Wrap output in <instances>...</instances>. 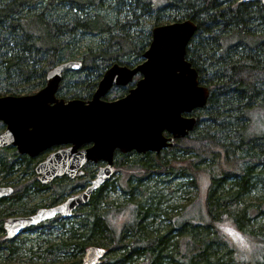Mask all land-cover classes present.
Here are the masks:
<instances>
[{
  "label": "trees",
  "instance_id": "trees-1",
  "mask_svg": "<svg viewBox=\"0 0 264 264\" xmlns=\"http://www.w3.org/2000/svg\"><path fill=\"white\" fill-rule=\"evenodd\" d=\"M104 8L112 9L116 20L108 19ZM187 18L197 23L187 58L197 69L199 82L211 91L207 104L195 111L199 120L194 130L176 138L174 147L163 153L117 150L115 167L126 163L132 168L121 178L125 180L120 182L123 201L107 199L113 184L106 182L75 211L73 217L78 223L67 226V220L56 218L36 230L41 255L40 250L28 249L35 259L25 257L24 240L17 243L0 236V264H78L92 245L107 250L100 264H264V128L260 133H249L255 123L258 125L257 117L264 121L258 116L264 111V3L0 0V85L4 83L5 89L14 94H29L36 86L44 87L47 70L69 56L67 51L81 34L91 33L99 35L101 42L87 45L82 52V70L68 71L62 80L86 83L85 89L66 98L87 100L112 64L135 66L143 60L152 39V26ZM44 61L46 67L42 68ZM23 79L34 83L15 88ZM62 83L58 94L63 93ZM131 86L112 89H118L121 97ZM5 94L0 90V96ZM253 111H257L255 119ZM43 159L37 162L19 154L15 147H5L0 149V171L9 178L20 164L34 168ZM88 167L75 180L63 176L48 185L38 181L35 168L28 181H9L15 190L5 201H10L8 209L12 212L0 210V228L6 212L28 213L23 208L33 190L53 187L50 206L74 194L77 188L84 189L95 177V171ZM162 175L191 177L186 183L197 187L193 193L196 196L200 185L206 192L201 196L204 200L167 204V195L150 191L148 184ZM36 210L33 207L29 212ZM55 222L61 234L52 242L43 235H50L44 229H51ZM220 226L233 229L238 237L229 232V240ZM242 234L256 245L254 253L246 255L234 244ZM60 253H64L62 258Z\"/></svg>",
  "mask_w": 264,
  "mask_h": 264
},
{
  "label": "water",
  "instance_id": "water-1",
  "mask_svg": "<svg viewBox=\"0 0 264 264\" xmlns=\"http://www.w3.org/2000/svg\"><path fill=\"white\" fill-rule=\"evenodd\" d=\"M196 31L192 19L155 26L143 60L135 66L112 64L87 100H65L57 95L64 74L83 68L82 61L74 59L49 69L46 85L34 94L0 96V123L5 127L0 132V147H16L22 155L35 158L60 146L35 167L42 183L63 176L74 180L85 173L87 164L104 163L84 189L62 202L31 215L10 217L5 223L9 238L58 214L73 217L90 201L93 191L113 177L117 150L160 153L194 130L198 117L193 113L210 96L209 87L199 82L198 71L187 58ZM130 84L124 96L105 99L114 86ZM11 191V187L0 186V197ZM106 252L104 247L92 245L78 264H100Z\"/></svg>",
  "mask_w": 264,
  "mask_h": 264
},
{
  "label": "rangeland",
  "instance_id": "rangeland-1",
  "mask_svg": "<svg viewBox=\"0 0 264 264\" xmlns=\"http://www.w3.org/2000/svg\"><path fill=\"white\" fill-rule=\"evenodd\" d=\"M60 5H66V4H60ZM67 5H68V3H67ZM60 9L64 10L63 8H60ZM102 12L104 13L105 16H107L108 19L116 20L115 13H113L112 9L104 8L102 10ZM54 14H59L60 15V13H57L56 11L54 12ZM149 20L147 22H149ZM166 23H168V22H166ZM161 24H159V25H161ZM163 24H165V23H163ZM155 26H157V25H155ZM155 26H152V27H155ZM77 40H78L77 44L71 50L67 51V54H69V56L64 57L61 60L62 62L63 61H67V60H71V59L82 60V52H83V50L86 49L87 45H96V44L101 42L102 38L99 35H94V34H91V33H83V34L80 35V37ZM46 63H47L46 61L41 63V67L45 68L46 67ZM47 72H48V70H47ZM139 77H140V75H137L135 77L133 83ZM38 80L39 79H35V81H38ZM33 83L34 82L27 83L23 79L22 83L18 84V86H16L15 88H17V87H25V86L31 85ZM62 86H63V93L62 94H58V95L60 97L65 98V100H69L66 97L72 92H79L80 90L82 91L83 89H85L86 88V83L82 84V83H79V81L77 79H74L70 83L68 81H64L62 83ZM42 87L43 86H36L32 93L34 94L35 92L40 90ZM15 88H10V89H15ZM0 90L5 91V93H6L5 95H29V94H32V93L25 94L24 91L20 92L19 94H14V92L7 91L5 89L4 83H1ZM210 93H211V91H210ZM107 97L108 98H113V99L120 97V95L118 93V89H112L111 91H109V93L106 96V98ZM74 98H78V97H74ZM194 114L196 115L195 111H194L193 115ZM256 116H257V111H253L254 119L256 118ZM258 116H260L263 119L264 118V111L258 112ZM256 122H258L259 126L257 125V123H255L253 125V127L251 128V130L249 131V133H252V132L260 133L262 131V128H264V121L263 122L259 121V119L257 117ZM3 130H4V126L0 125V132H2ZM163 152L164 151L162 150L160 153H163ZM48 153H50V152H46V154H44V155H40V156L35 157L37 162L41 158L43 159ZM103 164H104L103 162H91V163H89L88 170L95 171V175H96L97 171L99 170V168ZM36 165H34L33 167L35 168ZM34 168H31V167L27 166L26 164H23V165L20 164V166H17V169H16L14 175H12V176H10L8 178V181L18 180V181H21V182H26L29 179H31L32 176L34 175V174L32 175V171H34ZM131 172H132V168L129 167L128 164H126V163L120 164V165L117 164L116 171H115L113 177L109 180V181H112L111 183L113 184V186L115 188H112L113 186L109 187V188H112V189L108 188V192H107V195H108L107 199L108 200H110V201H113V200L123 201L124 200V194H123V190L121 188V183L120 182L122 181L123 183H125V180L121 179L122 175L125 176L127 174H130ZM88 173H90V172H88ZM1 177H2V175H0V179H1ZM3 178H5L4 173H3ZM189 179L192 180L191 177H185V178L184 177L183 178L175 177V178H171V177H165V175H162L161 177H158V178L155 177V179H153L152 181L148 182V184L150 186V191H153V192L159 193V194L161 193V194H166L167 195V198L169 199L167 204H180V203L187 204L192 199H197L198 203L202 202L204 199H202L201 196L205 195V193H206L205 190L204 189L200 190V185H199V187H198L199 188V190H198L199 195L196 196V194H193L197 190V187L196 186H191L190 184L186 183ZM206 181H207V179H206ZM179 183H183V184H181V187L178 186ZM80 189H82V188H77L74 193L78 192ZM53 192H54L53 189H48L46 191L33 190V192L31 193V199L30 198L27 199L28 203H27L26 207L23 208V210L25 212L26 211L28 212L26 214H29V213H31V212H29L30 209L33 208V207H36L37 209L41 208V207H49L48 202L52 199ZM65 199H66V197L63 198L60 202H62ZM196 206L197 205H194V207L192 209H190V210L191 211L194 210L196 208ZM171 211L174 212L173 210H171ZM174 214H175V212H174ZM126 216L127 215H124L123 219ZM161 218H162V221H164L163 220L164 217L161 216ZM120 219H122V218H120ZM65 220H67V223H68L67 226H71V224H73L74 222L78 223V218H76V217H72V218L65 219ZM162 221H160V222H162ZM259 222H261V221H259ZM164 223H162V224H164ZM44 230H45L44 232H49L50 235H43V237L44 238H49L52 242H54L57 239L58 234H61L60 226L58 225L57 222L54 223V226L51 229L46 227ZM37 234H39V231H33V232L24 233L16 240L17 243H22V241L24 240V244H23V247L25 248L24 255L27 258L33 257V259H35L33 254L28 250L30 247L34 248V250H37V251L40 250L38 248V245H39L40 242L37 239V237H38ZM234 237L237 238L238 236H234ZM44 246H46V245L44 244ZM241 249H242L243 253H247L246 255H250V254L254 253V251L256 250V245L254 244V246H252L251 243H249L245 248H241ZM246 250H249V251H246ZM38 253L41 255V250ZM63 255H64V253H60L59 257L62 258ZM245 257H250V256H245ZM41 259L43 260V257ZM49 259L53 260V258H51V257H49Z\"/></svg>",
  "mask_w": 264,
  "mask_h": 264
},
{
  "label": "flooded vegetation",
  "instance_id": "flooded-vegetation-1",
  "mask_svg": "<svg viewBox=\"0 0 264 264\" xmlns=\"http://www.w3.org/2000/svg\"><path fill=\"white\" fill-rule=\"evenodd\" d=\"M8 147H12V146H8ZM60 147V146H59ZM58 147V148H59ZM3 148H5V147H0V149H3ZM16 148V147H15ZM18 151V150H17ZM18 153H19V151H18ZM19 154H21V153H19ZM48 155V154H47ZM46 155V156H47ZM40 156V155H39ZM45 156V157H46ZM3 173H4V175H5V172H3V171H0V175H2V177H1V179H0V186H3V187H11V189H12V191L11 192H9L7 195H4L3 197H0V210H5V211H9V212H12V210L10 211V209H8V206H10V201H5L6 199H8L9 198V196L11 195V194H13L14 193V186H13V182H9L8 181V176L7 175H5V178H3ZM35 173H36V170H35ZM36 175H37V177H38V181L40 182V183H42L41 181H40V179H39V174H37L36 173ZM80 176H78V177H76L75 179H77V178H79ZM74 179V180H75ZM52 183V181L51 182H49V183H42V184H45V185H48V184H51ZM48 189H53L54 190V188L53 187H48L47 189H45V190H41V191H46V190H48ZM58 204V203H57ZM51 206H53V205H51ZM39 209V208H38ZM37 209V210H38ZM36 210V211H37ZM35 211V212H36ZM9 212H6L4 215H5V218L2 220V222H1V228H0V236H3V237H5V238H7L8 240H17L22 234H24V233H28V232H33V231H36V230H38V229H40L41 228V225H43V224H47V223H50L52 220H54V219H56V218H59V219H61V220H65V218H62L59 214L55 217V218H53V219H49V220H46V221H44V222H42V223H39L38 225H35V226H30V227H28V228H26L23 232H21L20 234H18V235H16V236H14V237H12V238H9L8 237V231H7V229L5 228V223H6V221L10 218V217H12V216H16V215H31V214H33V213H35V212H32V213H29V214H21V213H17L16 214V212H14V213H11V214H9ZM72 218V217H71ZM69 219V218H68Z\"/></svg>",
  "mask_w": 264,
  "mask_h": 264
},
{
  "label": "clouds",
  "instance_id": "clouds-1",
  "mask_svg": "<svg viewBox=\"0 0 264 264\" xmlns=\"http://www.w3.org/2000/svg\"><path fill=\"white\" fill-rule=\"evenodd\" d=\"M220 227H221V230L223 231V233L225 234V237L228 238L229 240H231V237L228 236L229 232L226 231V229H228V228L225 226H220ZM241 238L238 239L237 241H235L234 244L238 245L241 248H245L249 244V237L247 235L242 234Z\"/></svg>",
  "mask_w": 264,
  "mask_h": 264
},
{
  "label": "snow or ice",
  "instance_id": "snow-or-ice-1",
  "mask_svg": "<svg viewBox=\"0 0 264 264\" xmlns=\"http://www.w3.org/2000/svg\"><path fill=\"white\" fill-rule=\"evenodd\" d=\"M226 231H228V232L232 233L233 235H236V236H238V233H235V232H234V230H233V229H231V228H228V229H226ZM241 239H242V238H241Z\"/></svg>",
  "mask_w": 264,
  "mask_h": 264
},
{
  "label": "bare ground",
  "instance_id": "bare-ground-1",
  "mask_svg": "<svg viewBox=\"0 0 264 264\" xmlns=\"http://www.w3.org/2000/svg\"><path fill=\"white\" fill-rule=\"evenodd\" d=\"M187 19H189V18H187ZM190 61V60H189ZM67 73V72H66ZM125 95V94H124ZM197 115V114H196ZM199 120V119H198Z\"/></svg>",
  "mask_w": 264,
  "mask_h": 264
}]
</instances>
